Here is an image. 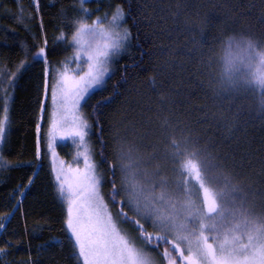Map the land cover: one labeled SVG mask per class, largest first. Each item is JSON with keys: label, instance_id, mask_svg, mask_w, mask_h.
<instances>
[{"label": "trees", "instance_id": "trees-1", "mask_svg": "<svg viewBox=\"0 0 264 264\" xmlns=\"http://www.w3.org/2000/svg\"><path fill=\"white\" fill-rule=\"evenodd\" d=\"M81 7L91 13L90 18L82 15ZM20 8L24 9L22 23L17 19ZM117 8L124 12L123 29L131 33L130 43L116 58L106 88L83 107L92 125L94 162L104 177L101 193L109 207L116 212L120 207L113 206L108 195L113 179L120 187V171L113 177L109 166L117 164L121 152L131 149L142 171L172 181L177 177L172 171L171 141L185 139L200 150L207 164L217 166V174L230 178L238 189V203L244 197L254 213L264 214V113L252 95L231 97L211 87L213 73L206 66L207 56L202 55L207 46L194 47L191 39L202 34L209 43L215 41L214 72L218 73L229 54L230 37L264 41V0H91L83 6L78 0H39L38 12L32 0L19 4L0 0V72L14 73L41 47L46 48L48 60L21 76L11 103L3 157L15 167L0 174V218L9 215L14 205L18 208L0 230V248L5 249L9 264H74L64 233L66 205L57 199L55 177L44 151L37 158L44 72L46 67L49 75L63 71L62 62L73 56L67 30L70 18L88 23L105 14L110 17ZM61 34L67 44L57 43ZM2 87H8L7 83ZM113 96L110 104L93 114L98 101ZM33 172L38 176L16 205L20 197L14 190L27 185ZM123 198L121 194L117 199ZM145 228L154 231L147 224ZM55 241H63V246L50 243ZM160 251L162 246L154 253Z\"/></svg>", "mask_w": 264, "mask_h": 264}, {"label": "snow or ice", "instance_id": "snow-or-ice-1", "mask_svg": "<svg viewBox=\"0 0 264 264\" xmlns=\"http://www.w3.org/2000/svg\"><path fill=\"white\" fill-rule=\"evenodd\" d=\"M21 2L17 0L18 4ZM78 2L83 6L91 0ZM33 5L38 12L39 0H33ZM23 13L24 9L20 8L17 19L21 23L25 19ZM81 13L85 18L91 17L83 7ZM106 21L107 28L103 27ZM124 21V12L119 8L110 21L107 14L92 25L74 21L78 23L71 45L77 48L75 55L62 62L64 70L58 76L53 74L51 82L45 72L40 120L47 112L46 147L52 152L57 199L62 206L66 205L64 233L72 248L70 259L74 264H158L151 253L167 245L162 254L157 253L160 264L165 259L167 264H177L178 260L181 264H264V214L254 213L244 197L238 203L235 195L238 189L230 178L217 174L214 171L217 166L207 164L200 150L185 139L171 141L170 156L175 165L172 171L177 177L172 181L164 177L155 179L159 173L142 171L133 160L131 149L128 153L121 152L117 164L109 166L113 177L117 169L120 171V187H116L113 179L108 195L109 202L120 207L115 216L109 210L101 193L104 177L92 160L87 139L92 125L82 110L88 99L106 88L111 75L109 65L124 54L130 43L131 33L127 29L120 31ZM40 26L43 28L42 22ZM85 36L93 41L99 38L103 43L85 46ZM191 39L194 47L207 46V52L202 55L207 56L205 63L209 72L215 73V41L209 43L202 34ZM56 41L68 43L63 34ZM227 46L229 54L215 73L222 85L221 92L231 97L252 95L258 101L259 111L264 113V41L230 37ZM36 63H48L45 47L29 63H21L14 73L0 72L3 78L0 80V174L15 167L8 165L3 157L11 127V103L21 76ZM70 63L76 65L71 70ZM5 82L6 88L2 87ZM113 98L98 101L93 106V114L100 113ZM96 125L102 133L98 116ZM36 131L39 141V122ZM60 141H70L76 147L72 163L66 165L61 160L56 164L55 147ZM81 160L83 167L79 166ZM102 160L108 162L107 157ZM125 160L126 163L119 162ZM37 176L38 172H33L28 184L18 186L14 192L21 198L26 197ZM121 194L122 201L117 199ZM21 203L22 199L16 200V205ZM17 210L14 205L9 215ZM6 219L0 218V230L5 229ZM124 224L139 233L142 246L122 227ZM145 224L154 231L148 232ZM50 243L63 246V241ZM4 254L5 249L0 248V256Z\"/></svg>", "mask_w": 264, "mask_h": 264}, {"label": "rangeland", "instance_id": "rangeland-1", "mask_svg": "<svg viewBox=\"0 0 264 264\" xmlns=\"http://www.w3.org/2000/svg\"><path fill=\"white\" fill-rule=\"evenodd\" d=\"M33 2V0H32ZM111 17H108V20L110 21L111 20ZM97 20V18L93 19L92 21L88 22H83V21H79V19L75 20L74 18L71 19L70 18V22L68 24H70L68 26V29L67 30H70L71 32H69L70 34V41H71V44H72V36L75 35L76 31H77V28H78V23L77 24H74V21H77L79 23H85V24H88V25H92L95 21ZM103 27L107 28L108 27V24H107V21L104 23ZM123 26L122 28L120 29V31H123ZM84 40L86 41V45L87 46V43H92L93 45H95V43H103L102 40H100L99 38H97L95 41L92 40V38L88 37V36H85L84 37ZM45 43V42H44ZM77 51V48L72 46V53H73V56L75 55ZM72 56V57H73ZM72 57H66V60H68L69 58L71 59ZM116 60V59H115ZM115 60L114 62H112L110 65H109V69H110V73L112 72L113 68H114V63H115ZM76 65L75 63H70V69L71 70L72 68H74ZM85 67V70H86V65L84 66ZM48 72L49 74V69L46 67L45 69V72ZM45 72H44V79H45ZM55 74L58 76L59 74V71L56 73V72H53L51 73V75H48V78H49V81L51 82V77L52 75ZM69 74H72L71 71L69 72ZM2 80V79H1ZM44 83V82H43ZM46 105H47V101L45 102ZM50 110V109H49ZM82 115L85 116V112H84V108L82 110ZM86 117V116H85ZM40 123L41 124V132L39 134V136L41 137L38 141V134H37V158H38V153H39V158L41 157V154H42V151H44V153L46 154L47 158L49 159L50 163H51V168H52V172H53V175L55 177V171H54V163H53V157H52V152H51V149H48L46 147V144H47V137H46V130L47 128L49 127V122H48V116H47V112L44 114V119L43 120H40V111H39V114H38V121L37 123ZM37 132V131H36ZM89 140V146H90V149L92 151V160L94 161V149L92 147V144L90 143V138L88 137L87 138ZM76 147L71 144L70 141H60L56 144V147H55V153H56V164L59 163V161L63 160L65 162V164H69V163H72L73 162V158L76 154ZM38 158V159H39ZM77 165L76 164H73V167H76ZM80 167H83V163H82V160H81V163L79 164ZM97 170H98V167H97ZM99 172V170H98ZM100 173V172H99ZM157 191H159V189H157ZM20 197V196H19ZM19 200H21V197L19 198ZM106 202V201H105ZM107 203V202H106ZM109 210L112 212V214L115 216V213L116 211L113 210L111 207H109ZM10 216L11 215H7V216H4L2 218H7L5 220V226H6V223L8 222V220L10 219ZM123 228H125L128 233L130 234L131 237L135 238L136 239V242H137V245L138 246H142L138 237H137V234L133 232V230H131L127 224H124L122 225ZM163 247V250H164V247H167V245H164L162 246ZM162 252V251H160ZM163 253V252H162ZM154 257H156L157 261H158V264H160V257L159 255L155 254L154 252L151 253ZM181 262L178 260L177 261V264ZM0 264H9V262H5V254L0 256ZM163 264H167V260L165 259L163 261Z\"/></svg>", "mask_w": 264, "mask_h": 264}, {"label": "clouds", "instance_id": "clouds-1", "mask_svg": "<svg viewBox=\"0 0 264 264\" xmlns=\"http://www.w3.org/2000/svg\"><path fill=\"white\" fill-rule=\"evenodd\" d=\"M210 85L215 91H218V92L222 91V85L219 82L218 76L215 73H213V78L210 81Z\"/></svg>", "mask_w": 264, "mask_h": 264}]
</instances>
